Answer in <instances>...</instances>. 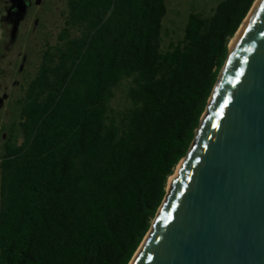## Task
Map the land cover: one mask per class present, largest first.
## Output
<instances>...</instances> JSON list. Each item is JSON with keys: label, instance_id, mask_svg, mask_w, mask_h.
<instances>
[{"label": "trees", "instance_id": "trees-1", "mask_svg": "<svg viewBox=\"0 0 264 264\" xmlns=\"http://www.w3.org/2000/svg\"><path fill=\"white\" fill-rule=\"evenodd\" d=\"M255 1L191 12L163 49L166 0H66L0 158V264H129Z\"/></svg>", "mask_w": 264, "mask_h": 264}, {"label": "water", "instance_id": "water-1", "mask_svg": "<svg viewBox=\"0 0 264 264\" xmlns=\"http://www.w3.org/2000/svg\"><path fill=\"white\" fill-rule=\"evenodd\" d=\"M228 48L194 142L129 264H264V0Z\"/></svg>", "mask_w": 264, "mask_h": 264}, {"label": "flooded vegetation", "instance_id": "flooded-vegetation-1", "mask_svg": "<svg viewBox=\"0 0 264 264\" xmlns=\"http://www.w3.org/2000/svg\"><path fill=\"white\" fill-rule=\"evenodd\" d=\"M46 2L47 0H0V158L6 153L8 145H20L22 142L19 125L25 89L22 86V69L25 64H30L32 52L23 45V35H27V31L23 32L21 24ZM34 16L32 29L36 30L39 17L35 13ZM46 44L44 42L39 51L36 69ZM12 87L19 91V96L13 100L12 90H9Z\"/></svg>", "mask_w": 264, "mask_h": 264}, {"label": "rangeland", "instance_id": "rangeland-1", "mask_svg": "<svg viewBox=\"0 0 264 264\" xmlns=\"http://www.w3.org/2000/svg\"><path fill=\"white\" fill-rule=\"evenodd\" d=\"M219 1L220 0H166L167 12L162 20L161 30L162 48L165 49L171 41H176L183 36L184 28L191 12H199L203 15H208ZM32 13L31 16H28L26 22H24L23 25L21 24L23 32L25 33L27 31V35H23V45L25 48H29L27 50H31L32 52L30 64H25L22 69L23 87L26 86L27 81L35 72L37 62L39 61V51L44 46V42L45 44H54L57 41V34L63 26V18L66 13V0H47L45 5ZM34 13L39 17L36 30L32 29L34 27ZM233 38L231 40H233ZM14 89L16 91H14ZM9 90H12V100L16 96H19V91L15 87L9 88ZM125 102L126 90L124 86H120L116 90L112 105L113 107H121ZM17 140L19 142L20 138L18 137ZM169 181L170 177L167 182V190L170 186Z\"/></svg>", "mask_w": 264, "mask_h": 264}, {"label": "bare ground", "instance_id": "bare-ground-1", "mask_svg": "<svg viewBox=\"0 0 264 264\" xmlns=\"http://www.w3.org/2000/svg\"><path fill=\"white\" fill-rule=\"evenodd\" d=\"M259 1H260V0H256V1H255V4H253V6H252V8L250 9L248 15L246 16L247 18H245L244 21L242 22L240 28L238 29V31H237L236 34H235V37L233 38V40H231L230 45H232V44L234 43V41L236 40V38L239 36V34H240L242 28L244 27V25H245L246 22L248 21L249 17L251 16V14H252L253 10L255 9V7L258 5ZM182 160H183V159H182ZM182 160L180 161V163H182ZM180 166H181V164H179V166L177 167L176 172L173 173V174L170 176V181H169V183L172 181L173 178H175V177L177 176V174H178V169H179ZM140 248H141V247H139V249L136 251L135 255L133 256V258H132V260H131V262H132L133 259L137 256V254H138ZM130 264H131V263H130Z\"/></svg>", "mask_w": 264, "mask_h": 264}]
</instances>
